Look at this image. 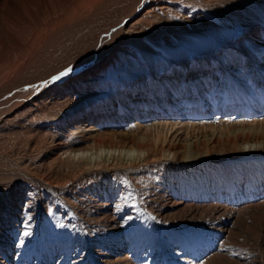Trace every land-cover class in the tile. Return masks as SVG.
Masks as SVG:
<instances>
[{"label": "bare ground", "instance_id": "bare-ground-1", "mask_svg": "<svg viewBox=\"0 0 264 264\" xmlns=\"http://www.w3.org/2000/svg\"><path fill=\"white\" fill-rule=\"evenodd\" d=\"M245 1L264 7V0ZM240 2L0 0V175L30 177L57 193L95 180L87 190L95 197L124 177L144 213L161 211L165 222L152 217L149 225L178 228L199 223L202 215H229L225 237L245 235L264 259V25H256ZM200 4L205 7L198 11ZM209 10L224 24L204 13ZM74 37L70 49L55 52ZM133 61L134 67L127 65ZM254 110L257 118L250 121ZM226 115L232 117L219 119ZM197 117L204 122L191 123ZM183 118L189 123L178 129L166 123ZM218 165L229 166L221 171L229 178L212 185ZM138 182L146 185L144 196ZM187 184L193 188L182 190ZM75 193L67 192L63 203L97 225L95 233L144 228L141 221L110 219L117 204L82 207ZM168 194L172 201L164 205ZM106 195L111 202L118 198V212L127 208L122 192ZM50 196L41 199L46 216L59 209ZM122 250L107 260L94 250V257L99 264H121ZM194 254L196 263L179 254L170 264H259L216 253L202 261L201 252Z\"/></svg>", "mask_w": 264, "mask_h": 264}, {"label": "rangeland", "instance_id": "rangeland-1", "mask_svg": "<svg viewBox=\"0 0 264 264\" xmlns=\"http://www.w3.org/2000/svg\"><path fill=\"white\" fill-rule=\"evenodd\" d=\"M227 1H229V0H227ZM240 1L241 0H238V2H240ZM240 3H242V5H244V7L247 8L246 10L249 12V14L251 13L250 15H251V17L254 18L256 25H258V24L264 25V7H258L257 4H255L254 2H249L250 3L249 4L245 0H242ZM204 7L205 6H203V4H200L196 8L198 9V11L199 10L201 11V9H203ZM204 13H206L208 16H212L213 20L216 23L224 24V22H222L221 19H219L215 15H213L210 10L208 12H204ZM179 22L181 23V21H179ZM99 27H100V25H97L95 30H93V31H96ZM70 42H72V43H70ZM74 43H75V37L73 39H71V41H69V40L67 42L65 41L63 43L64 45L63 46L60 45V48H57L55 50V52L56 51L60 52L64 49L67 50L69 47L71 48V46ZM170 59H171V56L168 54L166 56V61H169ZM168 63L170 64L171 62H168ZM133 64H135L134 61H133V63H130V62L127 63L128 66L131 65L130 67H132V66L134 67L135 65H133ZM139 66L141 67L142 63ZM117 82H120V81L118 80ZM257 115L258 114H256L255 118L252 116L248 120H250V121L256 120ZM228 117H232V116H227V115L224 117L220 116L219 119L224 120ZM119 120H120V122H126V121L130 122V123L133 122L132 124H134V122H135V124H136V121H135L136 119H134V118H131V119L126 118L125 120L123 118H121ZM242 120H243V118L242 119L239 118L238 121H242ZM148 121H149V118L144 119L143 122L146 123ZM203 122H204V119L198 118V117L195 119V121H191V123H194V124H199V123H203ZM235 122H237V121H233L232 123H235ZM166 123H168L170 125L177 124L175 129H178V128L185 126L189 122L185 118H183V120H176V121L167 120ZM226 168L229 169V166H219L218 165L216 168L212 169L214 171L212 173V178L215 179L214 181L212 180V185H216L218 183H219V185L222 183H224V184L226 183L223 179H225L226 176L229 178V174H225V177L221 176V175H224V174H222L221 171L225 170ZM218 171H219V173L220 172L221 173L219 174ZM251 172H253V171H251ZM251 174L252 173H250V172H246V175H251ZM16 175L18 176V178L16 177ZM16 175H10V176H8V178H7V175H0V264H36V263L37 264H53V263L54 264L55 263H57V264H63V263L64 264H68V263L69 264H73V263L74 264H86V263H88V264H99L98 259L94 257V255L96 253L94 250L99 252L100 260L101 259L107 260L108 258L113 257L115 252H117L119 250L121 251L122 248H123L122 251H124V256H123L124 261L121 262V264H170V262H172L171 258L175 255L178 256L179 254L180 255L178 257H180L182 259L186 258L185 260L187 263H190L192 261L194 263H196V262H198L197 260H199V258L197 259V257H195V254H194V252H196V251L201 252L203 254L202 261L205 260L204 258H206V256L214 255L216 253V254L226 255L225 258L227 260H229V259L234 260L238 257H241V258H244L243 261H248V260L251 261L252 260L255 263L259 262V264H264V262H263L264 259L261 258L262 255H259L261 253L258 251L257 246L255 245V243L253 241H249L248 237L246 238L245 235H243V234H241V236H235V237L232 236L231 240H229V237L228 238L225 237V233L222 230V227L224 225H227L226 221L229 218V215H220V216L218 215L217 219L213 218V217H207L205 215H202V218L198 220L199 223H193V221H192L191 224H189L188 226H180L178 228H173V227H169V226L165 227V228L164 227L158 228L157 225H154L157 227V228H155V227L149 225L150 222L156 221L157 218L159 220H162L163 222H165V220L161 219L162 218L161 217V215H162L161 211L158 214L157 213L158 210L157 211L155 210V212L152 213V215H148V214L144 213L143 210L140 208V205L138 203L139 200H137L138 199L137 193H135L134 189L130 190L129 181L126 178L124 179V177H122L119 180L122 184L119 182V184H118L119 186H115V187L112 186L109 189L99 188V186H100L99 182L96 181L94 185L95 186L98 185V188H99L97 190V191H99L98 197L96 195L97 198L94 195H92L89 191H87V190H90L92 182L94 183L95 180L90 181V179L89 180L87 179L90 182L89 183L86 179H84L80 182L82 185L79 182L76 184L77 186H79L78 188H77V186H75L77 189L76 188H74L73 190L69 189L72 193H75L78 191L77 194L75 193V195H77V197H79L78 203L81 204L82 207L88 206L87 207L88 209H89V207L96 205L95 202H101L105 205H109V204H111V205L117 204L118 205V201H117L118 198H116V201L111 202L110 199L106 195L107 193H111V194L116 193V194L120 195L122 192L125 197L126 196L128 197L129 194H131L127 199L128 201L126 200V202L124 204L125 205L124 208H126V207L127 208L126 209L123 208L124 210H122L123 211L122 213L120 211L118 212V209H117V211H116L117 213L115 212L116 214L110 215V219H118L120 222L121 221L125 222L126 225L129 222L134 221L136 224V223L141 221L144 224L145 229L141 228V227H139V228L132 227V228L128 229V227L125 226L124 228H126V229L121 228L119 230H115L113 233L108 232L107 229H103V230L98 229V232L101 231V233L98 234V233H95V232H97V231H95L98 228L97 225H95L93 227L91 225H87L88 218H86V217L83 218L82 216L80 217L79 214L74 212L75 210L70 211L69 207H66L67 205L65 206V204L63 203L64 202L63 199L65 198L66 193L70 192V191L66 190L65 192H61V193L60 192L57 193L58 191H55L56 192L55 193L53 190H51L47 187L44 188V186L43 187H42V185L40 186L39 182L33 178H30V177L28 178V177L23 176V175L19 176L18 174H16ZM12 177H14V178H12ZM147 177H148V179H150L149 182L156 183V181H157L156 175L154 176L151 173H147ZM30 179H31V181H30ZM32 179H33V182H32ZM102 179L103 178H101L100 181ZM86 182H88V183H86ZM202 182L203 181L200 180L198 183H202ZM31 183H32V185H31ZM227 183H228V181H227ZM137 184H138V190L141 191L140 194L142 193L141 195L144 196V189H145L146 185L144 183L140 184L139 182ZM203 184L205 185L204 182H203ZM125 185H126V187H125ZM87 186H89V187H87ZM183 187H181V188L184 191H190V189L193 188L192 184L191 185L187 184V185H184ZM204 187L202 186V188H197V189L203 191ZM18 189L20 192H18ZM126 189H128V190H126ZM49 190H51V191L49 192ZM106 190H107V192H106ZM53 195H55V196H53ZM168 195H166V197H165L167 200L166 199L163 200V201H165V202H163L164 205L168 204L170 202L169 200L172 201L170 195L169 196ZM17 196H18V198H17ZM46 196H50L51 198H53L55 205L57 207H59V209H57V210L48 211L47 216L43 215L40 212L41 199H42V197H46ZM100 199H102V200H100ZM80 201H82V202H80ZM166 201H168V202H166ZM24 203H25V205H24ZM113 203H115V204H113ZM17 210H18V212H17ZM125 212H126V214H125ZM102 213H104V214H100V213L99 214L100 215H107L108 214L107 212H102ZM118 214H119V217H118ZM122 214H124V215H122ZM29 216L31 217V220H28ZM114 216H117V217L114 218ZM155 217H157V218H155ZM127 218H130V219L128 220ZM149 218H151L150 221H149ZM212 219H213V221H212ZM125 220H127V221H125ZM25 222H27L28 225L30 226V235H28V236L23 235V232L28 230L25 228ZM206 223H208V224H206ZM247 223L249 225H251V223H250V221H248V219H247ZM101 225H104V223H101ZM128 225H130V224H128ZM220 227H221V229H220ZM104 232H106V233H104ZM199 232H200V234H199ZM91 233H93V234H91ZM90 234H91V236H89ZM95 236H97V237H95ZM107 236H109V237H107ZM116 236H118V237H116ZM227 236H229V235H227ZM86 238H89V239H87L88 241L86 240ZM155 238L158 239L157 240L158 242H156ZM42 239H44L45 242ZM48 240H50V243L47 242ZM63 241H64V243H63ZM136 241L137 242L139 241L138 245H137ZM143 241L145 243H143ZM162 241H164V242H162ZM92 242H94L93 246H91ZM129 243H130V245H129ZM133 244L136 246H134ZM251 244H253V245H251ZM96 245H100V246L98 248H96L95 247ZM43 246L46 250L43 248ZM194 246L196 247V250L193 249V248H195ZM172 247L175 248L174 251L176 250L175 251L176 253L175 252L172 253L171 251L169 253V250ZM249 247H250V249H249ZM197 248H198V250H197ZM67 249H68V251H67ZM76 250L77 251L79 250V251L76 252ZM70 251H73V252H70ZM104 252H105V254H104ZM67 254L69 257L67 256ZM38 255L40 257L39 259H41V260L38 259L39 261L35 260V259H37ZM62 255L64 257H62ZM71 256H73V257H71ZM28 257H30V258H28ZM188 259H189V261H188ZM28 261H30V263ZM202 261L200 263H202ZM187 263H185V264H187Z\"/></svg>", "mask_w": 264, "mask_h": 264}, {"label": "snow or ice", "instance_id": "snow-or-ice-1", "mask_svg": "<svg viewBox=\"0 0 264 264\" xmlns=\"http://www.w3.org/2000/svg\"><path fill=\"white\" fill-rule=\"evenodd\" d=\"M113 31H115V29H113ZM70 71H71V68L66 69L65 71L61 72L58 76H55V77H53L52 79H53V80H58V79H60L61 77L68 75V73H69ZM45 83H47V82H45ZM33 87H35V86H33ZM130 195H131V194H129V196H130ZM124 199L126 200V199H128V197H124ZM119 207H120V206L117 205V209H119ZM28 220H31V217H30V216L28 217ZM25 228L28 229V230L24 231V232H23V235H24V236H28V235H30V226L28 225L27 222H25Z\"/></svg>", "mask_w": 264, "mask_h": 264}]
</instances>
